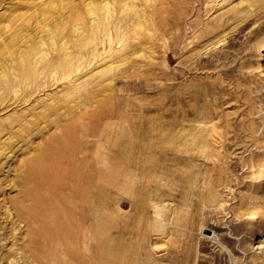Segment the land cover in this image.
I'll list each match as a JSON object with an SVG mask.
<instances>
[{"label": "rangeland", "instance_id": "374dc122", "mask_svg": "<svg viewBox=\"0 0 264 264\" xmlns=\"http://www.w3.org/2000/svg\"><path fill=\"white\" fill-rule=\"evenodd\" d=\"M0 264H264V0H0Z\"/></svg>", "mask_w": 264, "mask_h": 264}]
</instances>
